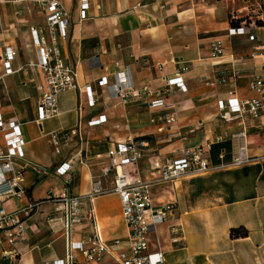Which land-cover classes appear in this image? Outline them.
Segmentation results:
<instances>
[{
    "label": "crops",
    "instance_id": "1",
    "mask_svg": "<svg viewBox=\"0 0 264 264\" xmlns=\"http://www.w3.org/2000/svg\"><path fill=\"white\" fill-rule=\"evenodd\" d=\"M60 1L69 15L67 34L59 39L60 52L75 68L79 89L59 93L58 113L39 121L37 87L42 75L29 28L44 25L45 18L29 0H0V53L5 45L17 49L10 73L0 62V114L3 120L19 123L26 160L19 163L22 194L3 204L12 210L28 201L39 202L24 221L25 238L12 246L18 264H45L66 256L63 210L56 198L66 187L71 195L81 196L83 222L71 232L72 240L88 237L94 225L106 241L127 237L112 175L102 178L104 192L86 195L107 162L108 148L128 136L147 143L133 169L139 180L158 175L154 158L178 156L187 147L205 143L210 144L206 156L216 166L152 185L153 203L173 202L183 231L182 241L173 243L168 221L151 229L150 249L162 251L161 264H264V113L230 121L218 116V102L226 100L229 91L238 98L254 96L249 80L264 68V20L258 15L264 0H87L84 18L79 16L80 0ZM231 18L238 25L245 19L248 30L234 32ZM216 39L224 52L213 59L210 43ZM181 67L186 69L180 72ZM118 71H126L135 89L144 84L164 87L168 78L180 73L185 88H170V108H149L146 97L123 102L108 88ZM223 74L226 81L218 83ZM86 85L91 87L93 105L88 104ZM170 112L176 120L168 129L163 116ZM99 115L105 116L103 123L87 124ZM77 126L79 134L54 150L50 133ZM243 129L251 160L238 167H217L231 159L229 135ZM5 131L0 129L1 151ZM222 132L226 136L219 140ZM76 153L81 161L76 160L69 176L57 175L55 168ZM12 247L0 238V260ZM77 258L80 264L115 263L109 255L93 262L79 254Z\"/></svg>",
    "mask_w": 264,
    "mask_h": 264
},
{
    "label": "built area",
    "instance_id": "2",
    "mask_svg": "<svg viewBox=\"0 0 264 264\" xmlns=\"http://www.w3.org/2000/svg\"><path fill=\"white\" fill-rule=\"evenodd\" d=\"M21 2L24 0H13ZM38 5L40 12L44 15L45 23L42 26H30V34L35 47L36 64L41 70L42 81L38 85V98L36 119L43 120L55 116L58 113L57 96L67 90H78L76 70L66 63L60 52L59 39L64 38L68 31L69 15L60 0H29ZM88 7L87 0L79 1V16H86ZM258 15L264 20V8L259 6ZM248 22L243 19L234 28V32H246ZM254 38L253 34L249 35ZM224 48L222 42L216 39L210 43V57L217 59L222 56ZM17 54L13 45H5L0 53V62L5 73L12 71L11 62ZM186 67H181L183 72ZM235 75V72L232 73ZM225 74L217 79L218 83L226 81ZM178 87L184 89L183 78L177 74L168 78L166 86L151 88L144 84L140 89H135L126 71H118L114 74V81L108 85L110 93L126 102L129 97L148 98L149 108H170L172 104L167 100L170 88ZM89 105L94 104V97L90 85L84 88ZM249 90L254 96L238 98L234 91H229L230 96L226 100L218 102V116L225 120L256 118L264 113V68L260 74L254 75L249 80ZM104 115L90 118L89 126L103 123ZM164 123L170 125L176 120L173 112L163 116ZM151 121L153 119L151 118ZM0 129H5L3 139L5 150H0V238L5 240L10 247L25 238L24 221L37 208L38 201H28L26 204L15 209L8 210L4 206L6 199L17 197L23 192L21 187L22 169L19 163L24 162L22 146L24 140L19 130V123L15 119L3 120L0 114ZM79 134V126L71 129H60L50 133L51 143L54 150L58 151L61 142L67 141L71 135ZM175 134L178 132H168ZM226 136L222 132L217 138ZM233 147L231 159L228 163L221 162L217 167L242 166L251 160L244 142V129L229 135ZM146 141H135L128 136L125 140L114 143L106 152L107 162L100 167L98 177L91 181L90 191L86 196L92 198L98 193L104 192L102 178L112 175V189L118 194L121 206V215L128 227L127 237L123 240L115 238L106 241L101 237L96 226L85 239L72 240L70 234L77 225L83 222L81 214V196L71 195L69 188L56 197L63 210V228L67 238V253L64 258L53 259L45 264H80L78 254L87 262L101 261L105 255L114 258V264H161L164 261L161 250H151L149 233L156 225L169 222L168 229L170 240L173 243L182 241L183 231L181 225L174 216L175 206L171 201L154 204L152 200L151 187L156 182H171L187 175L196 174L214 169L206 154L210 150V144H200L187 147L180 151L178 156L166 158L156 157L153 159V167L158 172L156 177L139 180L133 176V169L137 161L143 156V147ZM73 154L55 168V173L67 178L73 167L76 157ZM223 157L222 154L219 155ZM92 215V213H91ZM93 218V215H92ZM0 264H18L15 248L12 247L4 252ZM105 264H110L105 262Z\"/></svg>",
    "mask_w": 264,
    "mask_h": 264
},
{
    "label": "trees",
    "instance_id": "3",
    "mask_svg": "<svg viewBox=\"0 0 264 264\" xmlns=\"http://www.w3.org/2000/svg\"><path fill=\"white\" fill-rule=\"evenodd\" d=\"M261 23V22H260ZM231 24L233 26H237L238 25V22H235V19L231 18Z\"/></svg>",
    "mask_w": 264,
    "mask_h": 264
},
{
    "label": "rangeland",
    "instance_id": "4",
    "mask_svg": "<svg viewBox=\"0 0 264 264\" xmlns=\"http://www.w3.org/2000/svg\"><path fill=\"white\" fill-rule=\"evenodd\" d=\"M151 176H152V177H156L157 175H156L155 173H152Z\"/></svg>",
    "mask_w": 264,
    "mask_h": 264
}]
</instances>
